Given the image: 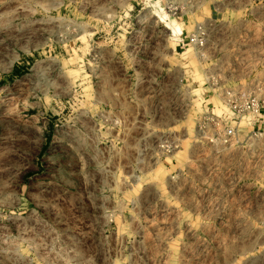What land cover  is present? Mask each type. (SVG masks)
Masks as SVG:
<instances>
[{"label": "rangeland", "instance_id": "374dc122", "mask_svg": "<svg viewBox=\"0 0 264 264\" xmlns=\"http://www.w3.org/2000/svg\"><path fill=\"white\" fill-rule=\"evenodd\" d=\"M0 264H264V0H0Z\"/></svg>", "mask_w": 264, "mask_h": 264}, {"label": "built area", "instance_id": "2783aa9c", "mask_svg": "<svg viewBox=\"0 0 264 264\" xmlns=\"http://www.w3.org/2000/svg\"><path fill=\"white\" fill-rule=\"evenodd\" d=\"M205 29L198 27L197 32L188 38V45L201 49L206 44ZM228 113L221 117L205 115L198 125V133L204 142L216 148H230L238 141V130L243 121L258 125L261 123V103L256 97H236L226 93L222 99ZM262 130L251 133L252 137H262Z\"/></svg>", "mask_w": 264, "mask_h": 264}, {"label": "crops", "instance_id": "0c3cea01", "mask_svg": "<svg viewBox=\"0 0 264 264\" xmlns=\"http://www.w3.org/2000/svg\"><path fill=\"white\" fill-rule=\"evenodd\" d=\"M260 124H261V123H260ZM260 124L255 125V126L253 125V130H252V132H253L254 130L261 129V128L259 127ZM261 130H262V129H261ZM252 132H251V133H252ZM251 133H250V134H251Z\"/></svg>", "mask_w": 264, "mask_h": 264}]
</instances>
